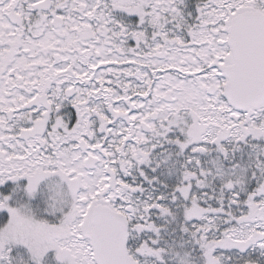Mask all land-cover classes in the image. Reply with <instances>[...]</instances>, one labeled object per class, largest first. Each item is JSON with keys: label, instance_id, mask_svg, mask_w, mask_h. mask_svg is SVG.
<instances>
[{"label": "snow or ice", "instance_id": "snow-or-ice-1", "mask_svg": "<svg viewBox=\"0 0 264 264\" xmlns=\"http://www.w3.org/2000/svg\"><path fill=\"white\" fill-rule=\"evenodd\" d=\"M0 264H264V0H0Z\"/></svg>", "mask_w": 264, "mask_h": 264}]
</instances>
